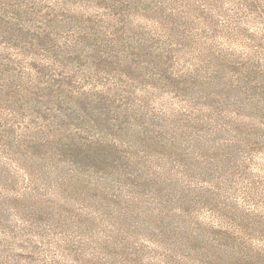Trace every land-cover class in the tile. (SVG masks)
Segmentation results:
<instances>
[{"label":"rangeland","instance_id":"374dc122","mask_svg":"<svg viewBox=\"0 0 264 264\" xmlns=\"http://www.w3.org/2000/svg\"><path fill=\"white\" fill-rule=\"evenodd\" d=\"M106 1L0 0V264L264 250V27Z\"/></svg>","mask_w":264,"mask_h":264},{"label":"trees","instance_id":"16d2710c","mask_svg":"<svg viewBox=\"0 0 264 264\" xmlns=\"http://www.w3.org/2000/svg\"><path fill=\"white\" fill-rule=\"evenodd\" d=\"M108 1L118 6L146 5L148 11L158 17L162 14L172 19L174 17L188 19L203 16L206 13L203 10V4L208 0H107L106 2ZM238 4L242 5L248 13L255 15L257 21L264 27V0H238ZM262 93H264L263 87ZM246 247L249 254L242 252V248ZM238 264H264V250L256 249L251 244L238 243Z\"/></svg>","mask_w":264,"mask_h":264}]
</instances>
